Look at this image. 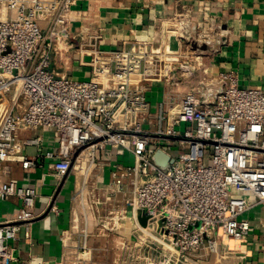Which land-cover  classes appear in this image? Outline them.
I'll use <instances>...</instances> for the list:
<instances>
[{
  "label": "built area",
  "instance_id": "1",
  "mask_svg": "<svg viewBox=\"0 0 264 264\" xmlns=\"http://www.w3.org/2000/svg\"><path fill=\"white\" fill-rule=\"evenodd\" d=\"M79 1L0 0V100L10 101L0 105L5 108L0 199L23 203L15 220L0 222V264L16 261L11 243L19 241L23 230L31 239L39 217L35 189L4 182V164L17 152L20 132L40 129L56 132L58 149L25 158L23 169L36 168L44 157L51 162L57 186L80 169L84 188L90 175L96 181L111 169L107 190L123 195L117 202L121 205L110 207L114 199L98 193L95 206L105 208L97 211L94 236L118 239L122 262L202 264L205 256L223 259L231 251L223 241L247 240L253 201L264 204V91L241 86L235 73H222L216 81H199L182 97L180 108L162 101L154 110L148 98L153 86H178L180 77L192 76L196 61L192 65L180 50L153 40L103 50L101 33H72V9ZM170 23L178 39L211 44L182 15ZM74 56L91 68L89 80L53 69L56 58ZM42 143V137L27 140L36 147ZM108 149L128 153L130 163L114 165L104 159ZM158 152L173 162L161 167L154 161ZM47 210L59 214L56 198ZM128 226L130 233L124 232ZM91 234L87 228L75 233L62 264H91Z\"/></svg>",
  "mask_w": 264,
  "mask_h": 264
},
{
  "label": "crops",
  "instance_id": "2",
  "mask_svg": "<svg viewBox=\"0 0 264 264\" xmlns=\"http://www.w3.org/2000/svg\"><path fill=\"white\" fill-rule=\"evenodd\" d=\"M180 15L197 27L198 33L209 36L211 44L202 49V45L198 47L188 39H178L172 33L174 27L170 20ZM72 33L86 36L101 33L104 39L101 48L105 51H120L136 40H153L155 45L161 42L172 50H180L192 65L196 61L192 76L180 77L178 86H153L148 98L156 106L166 101L180 108L182 97L199 81L206 77L216 81L222 73H235L241 86L264 91V0H81L72 9ZM53 69L78 81L92 77L91 68L82 66L76 56L67 61L56 58ZM36 137H42L41 147L27 144L28 139ZM57 149L58 135L54 130L20 132L17 152L4 164V182L34 188L38 195L35 214L39 217L32 224L31 239L25 237L23 230L19 241L11 243L16 256L12 264H62L69 244L77 239L75 233L85 228L92 233L88 242L94 251L108 247V239L94 236L97 211L105 208L104 205L96 208L94 199L98 193L100 197L106 192V196L114 199L110 207L121 205L117 202L123 195L107 190L111 180L106 172L110 168L96 181L90 175L91 183L85 188L80 171H73L57 186L51 162L44 157L38 159L36 168L23 169L25 158ZM112 155L114 165L125 164L127 158L115 152ZM52 197L56 198L59 214L47 210ZM253 204L247 215L251 225L248 239L243 242L225 239L223 242L231 251L223 259L205 256L202 264H264V204L255 205L254 201ZM22 206L18 198L0 199V222L15 220ZM96 243L99 245L95 246ZM226 247H223L225 252Z\"/></svg>",
  "mask_w": 264,
  "mask_h": 264
},
{
  "label": "rangeland",
  "instance_id": "3",
  "mask_svg": "<svg viewBox=\"0 0 264 264\" xmlns=\"http://www.w3.org/2000/svg\"><path fill=\"white\" fill-rule=\"evenodd\" d=\"M205 45L206 44L204 43L203 46H202V49H205V48H203V47H205ZM197 46L200 47L201 44L197 43ZM195 49H197L200 53H203V52L200 51V48H195ZM76 66L78 67V64ZM76 76H78V75H76ZM9 102L3 101V99H1L0 100V105H2V104L8 105ZM151 102H152L153 107L155 108V106H156L155 102L152 101V99H151ZM0 109H1L0 110V123H1V121H2V119L4 117V113H3L2 109L4 110L5 108H2L1 107ZM145 128H147V127L145 126ZM184 129H185V125H183L181 128H179V130H181L182 132L184 131ZM172 150L173 151H177L178 148L175 147ZM112 152H115V154H117L119 156H124L125 158H127V160L124 161L125 164H127V165L130 163V161L132 159L131 155H129L128 153L124 152L123 150H120V151L114 150L113 151L111 149H108L107 151L104 152V154H103L104 159L112 160V158H113ZM79 170H74V173H79ZM106 173H107L106 174L107 176L110 174L109 171H107ZM130 231L131 230H130V228L128 226V229L126 231H124V232L130 233ZM121 242L124 243L123 241H121ZM96 245H99V244L96 243L95 246ZM119 245H120L119 242L116 243V242H114V241H112V240L109 239V242L107 244V246H108L107 247V250H111V252H105L103 250H99L98 249L99 247H97L96 249L99 250V251H94L95 252V256L93 257V260H92L91 264H125L124 262L121 261V258H120V253H119L118 249H120L121 246H119ZM96 252H97V254H96ZM122 259L124 261L127 260L126 257L125 258H122Z\"/></svg>",
  "mask_w": 264,
  "mask_h": 264
},
{
  "label": "water",
  "instance_id": "4",
  "mask_svg": "<svg viewBox=\"0 0 264 264\" xmlns=\"http://www.w3.org/2000/svg\"><path fill=\"white\" fill-rule=\"evenodd\" d=\"M154 161L161 167H167L170 162H173V160H171L169 156L163 154L162 152H158L155 154ZM146 221H147L146 218L140 219V223L143 226H146Z\"/></svg>",
  "mask_w": 264,
  "mask_h": 264
}]
</instances>
